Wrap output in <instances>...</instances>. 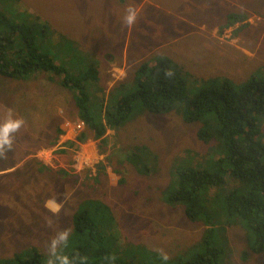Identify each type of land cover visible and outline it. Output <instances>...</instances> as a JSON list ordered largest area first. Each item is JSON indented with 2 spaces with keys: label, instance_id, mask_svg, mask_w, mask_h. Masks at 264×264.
Here are the masks:
<instances>
[{
  "label": "rangeland",
  "instance_id": "1",
  "mask_svg": "<svg viewBox=\"0 0 264 264\" xmlns=\"http://www.w3.org/2000/svg\"><path fill=\"white\" fill-rule=\"evenodd\" d=\"M19 1L73 42L68 49L59 41L60 63L74 70L97 65L98 87H88L84 103L96 119L101 102L113 105L133 88L141 62L163 55L190 72L189 96L202 78L225 76L238 83L252 74L264 77V0ZM10 3L0 1L5 13ZM129 6L137 11L131 27L124 24ZM230 13L245 18L229 25ZM61 78L42 71L21 78L0 74V124L9 112L25 121L12 134V149L0 150V257L32 246L48 253L58 232L72 230L78 205L95 199L104 207L93 217L125 260L147 259L149 249L168 255L163 264H175L177 257L204 250L207 239L224 247L209 264H264V250H252L257 240L248 239L237 219L205 208L203 201L200 220L191 221L182 204L164 200L175 166L211 164L213 155L205 152L211 141L196 135L199 122H186L176 108L152 113L135 99L129 118L95 139L79 119L77 90L60 84ZM83 132L87 137L77 142ZM138 164L146 169L137 170ZM50 199L62 205L58 215L45 206ZM233 221L238 223L229 225Z\"/></svg>",
  "mask_w": 264,
  "mask_h": 264
},
{
  "label": "trees",
  "instance_id": "2",
  "mask_svg": "<svg viewBox=\"0 0 264 264\" xmlns=\"http://www.w3.org/2000/svg\"><path fill=\"white\" fill-rule=\"evenodd\" d=\"M9 1L15 5L10 3L13 7L6 13L0 5L1 75L21 78L38 71L62 75L60 84L77 90L79 119L93 131L95 139H102L108 128L113 129L125 122L135 99L152 113L176 108L186 122H199L196 135L204 143L211 141L205 151L213 155L207 161L211 164L201 167V162L192 160L175 166L163 199L170 205L182 204L184 214L191 221L200 220L204 201L205 208L213 207L216 213L223 212L228 220L237 219L250 241L255 237L257 242H252L254 252L264 250V130L261 126L264 77L252 74L238 83L225 76L202 78L198 91L189 96L186 85L190 72H183L179 63L163 55L141 62L134 76L133 88L113 105L101 102L96 119L84 103L89 97L88 87L91 90L98 87L97 65L89 63L84 69H68L60 63L57 46L60 40L70 44L65 35L40 15L22 8L19 0ZM17 15L21 17L17 18ZM244 18V13H230L225 20L231 25ZM70 46L73 42L67 48ZM86 137L83 132L75 140L81 142ZM135 167L139 171L145 168L139 164ZM102 207L101 202L95 199H86L78 205L71 217L72 230L67 246L58 248L59 254L68 256L72 264H163L160 253L149 249H144L147 259L132 261L122 258L121 253L107 242L105 231L93 217V212L100 211ZM206 221L213 224L209 218ZM232 223L238 222L233 221L229 225ZM105 227L108 229L109 226ZM212 229L209 227L207 231ZM223 252L224 247H217L206 239L204 250L188 257H177L175 264H209ZM48 259L49 252L42 253L32 246L11 256L0 257V264H48Z\"/></svg>",
  "mask_w": 264,
  "mask_h": 264
},
{
  "label": "clouds",
  "instance_id": "3",
  "mask_svg": "<svg viewBox=\"0 0 264 264\" xmlns=\"http://www.w3.org/2000/svg\"><path fill=\"white\" fill-rule=\"evenodd\" d=\"M137 21V11L134 7L129 6L126 10V15L124 17V24L131 27ZM25 121L23 118L13 119L11 117V112H9L8 118L3 124H0V150L4 149V146L7 145L8 149H12L14 142L13 133H17L21 127L24 125ZM83 122H81L82 124ZM45 206L55 215H58L62 207L61 204L57 203L55 199H50L46 201ZM70 235V229L60 231L56 234L54 238L51 239L49 244V259L48 264H56V261H59V264H72L69 257L66 255H61L58 253V248L61 246H67L68 238ZM55 257V260L53 259ZM164 260H168V255L166 253L162 254Z\"/></svg>",
  "mask_w": 264,
  "mask_h": 264
},
{
  "label": "bare ground",
  "instance_id": "4",
  "mask_svg": "<svg viewBox=\"0 0 264 264\" xmlns=\"http://www.w3.org/2000/svg\"><path fill=\"white\" fill-rule=\"evenodd\" d=\"M78 124V123H77ZM79 127V126H78ZM70 146V145H69Z\"/></svg>",
  "mask_w": 264,
  "mask_h": 264
},
{
  "label": "built area",
  "instance_id": "5",
  "mask_svg": "<svg viewBox=\"0 0 264 264\" xmlns=\"http://www.w3.org/2000/svg\"><path fill=\"white\" fill-rule=\"evenodd\" d=\"M78 126H80V125H78Z\"/></svg>",
  "mask_w": 264,
  "mask_h": 264
}]
</instances>
